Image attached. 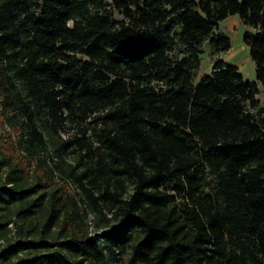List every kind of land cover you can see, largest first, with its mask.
<instances>
[{"label": "trees", "instance_id": "trees-1", "mask_svg": "<svg viewBox=\"0 0 264 264\" xmlns=\"http://www.w3.org/2000/svg\"><path fill=\"white\" fill-rule=\"evenodd\" d=\"M231 15L255 79L195 82ZM0 240L2 264H264V0H0Z\"/></svg>", "mask_w": 264, "mask_h": 264}, {"label": "rangeland", "instance_id": "rangeland-1", "mask_svg": "<svg viewBox=\"0 0 264 264\" xmlns=\"http://www.w3.org/2000/svg\"><path fill=\"white\" fill-rule=\"evenodd\" d=\"M104 1L107 3L112 2V0H104ZM114 16L119 17V14L115 11ZM245 30L254 32V29L245 26L237 15L228 16L226 19L220 21L217 24L216 32L224 33L227 36H229L231 40V48L223 53H215L210 48L207 41L203 42L202 43L203 52L201 54L200 66L194 76L195 82H197L204 73L210 72L211 66L217 58H222L227 62H231L235 64L238 67L239 71L242 73L244 78L249 80L255 79L254 64L249 58L247 48L242 43V35ZM257 97L260 99V102H262L261 95L258 94ZM68 191L71 194H73L74 193L73 187L68 186ZM87 224L90 227V230L94 231L95 224H94V219H92L91 215H89L87 218ZM11 227L13 226L11 225ZM2 245L3 242L2 240H0V249ZM128 255H129V249L128 252L125 254L126 259ZM0 264H2L1 258H0Z\"/></svg>", "mask_w": 264, "mask_h": 264}]
</instances>
